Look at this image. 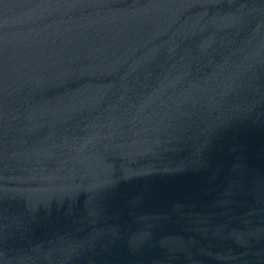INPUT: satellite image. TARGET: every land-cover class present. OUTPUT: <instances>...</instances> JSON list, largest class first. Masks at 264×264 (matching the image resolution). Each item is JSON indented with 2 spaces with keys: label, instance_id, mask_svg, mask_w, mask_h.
<instances>
[{
  "label": "water",
  "instance_id": "95a60500",
  "mask_svg": "<svg viewBox=\"0 0 264 264\" xmlns=\"http://www.w3.org/2000/svg\"><path fill=\"white\" fill-rule=\"evenodd\" d=\"M0 264H264V0H0Z\"/></svg>",
  "mask_w": 264,
  "mask_h": 264
}]
</instances>
